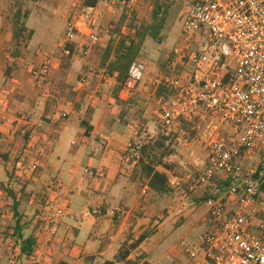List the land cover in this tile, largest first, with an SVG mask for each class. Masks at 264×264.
Returning a JSON list of instances; mask_svg holds the SVG:
<instances>
[{"label":"rangeland","instance_id":"374dc122","mask_svg":"<svg viewBox=\"0 0 264 264\" xmlns=\"http://www.w3.org/2000/svg\"><path fill=\"white\" fill-rule=\"evenodd\" d=\"M23 1L31 11L27 26L34 36L27 57L14 62L8 21L12 0H0V156H8L0 157V231L4 235L8 226L15 224L13 197L4 191L3 184L15 192L19 202L24 237L37 238L41 264H59L60 260L87 264L86 253H81L73 240L74 231L68 229L71 235L67 238V232L61 229L63 220L69 221L71 215L83 219L85 209L98 219L110 212L109 233L125 221L120 244L133 264H194L185 250L201 242L208 221L207 201L224 195L222 183L226 179L219 174L213 180H201L208 156L202 122H197L195 129L181 122L170 128L162 126V112L168 105L157 97L156 89L163 86L161 80L185 45L181 0H172L163 41H145L140 57L144 75L129 92L137 105L124 119L113 98L115 84L105 79L99 67L100 57L122 12H135L139 20L150 22L152 0H100L93 11L82 6L83 0ZM78 21L90 26L92 36L78 33L74 41L64 42L67 24ZM186 51L184 56L189 55ZM46 57H51L55 65L44 78L37 79L32 71H40ZM193 71L187 64L181 77L186 79ZM45 103L49 110L44 115ZM181 130L190 133L192 139L180 135ZM102 134L110 135L109 140ZM159 137L168 138L165 146L174 150L169 159L181 167L179 174L182 172L177 176L179 183L163 195L147 188L146 181L135 172L133 161L136 145ZM105 151H114L123 165L116 180L126 185L125 202L120 203L116 195L108 200L106 193L104 198L97 187L104 182L106 171L91 158L97 160ZM33 163L37 168L30 171ZM21 171L24 173L18 177ZM52 205H58L64 214L56 217ZM49 218L57 224L55 234L51 233L55 225ZM79 230L82 242L90 227L83 223ZM144 234L147 237L137 245ZM57 236L60 242L42 252L40 246ZM96 238L91 240L98 244ZM102 240L103 235L99 237ZM14 242L12 239L11 244ZM90 253L95 257L97 246ZM1 256L17 261L15 251ZM19 261L26 263L28 259ZM99 262L96 258L93 264Z\"/></svg>","mask_w":264,"mask_h":264},{"label":"built area","instance_id":"2783aa9c","mask_svg":"<svg viewBox=\"0 0 264 264\" xmlns=\"http://www.w3.org/2000/svg\"><path fill=\"white\" fill-rule=\"evenodd\" d=\"M182 8L185 45L160 82L177 95L161 98L168 105L162 126L185 122L195 129L202 122L208 156L201 180L221 174L227 181L224 195L207 201L201 242L185 252L194 264H264V0H182ZM78 33L93 34L90 26L70 22L64 42ZM185 50L186 63L181 61ZM54 62L46 57L32 74L44 78ZM178 64L194 71L183 79ZM143 75L144 65L133 64L120 99L129 98ZM180 135L192 139L184 130ZM36 168V163L29 167ZM168 183L176 186L179 179L168 176ZM51 208L56 217L65 212L58 205ZM49 223L55 225L51 218Z\"/></svg>","mask_w":264,"mask_h":264},{"label":"trees","instance_id":"16d2710c","mask_svg":"<svg viewBox=\"0 0 264 264\" xmlns=\"http://www.w3.org/2000/svg\"><path fill=\"white\" fill-rule=\"evenodd\" d=\"M99 1L100 0H83L82 6L87 10L95 9ZM180 2L182 5V0ZM172 4V0H152L150 22L139 20L135 12L128 14L126 11H123L117 23L114 24V29L110 34V40L102 51L99 67L105 74L115 80L113 98L115 100V105L120 109L119 116L122 119L129 114L131 109L135 108L137 102L130 98L122 100L119 97V93L129 80V72L132 65L140 62L141 51L146 39L150 38L156 42L163 41V31L168 23ZM30 14L31 11L26 7L23 0H12L8 21L12 33L10 57L14 62L24 60L29 54V45L34 36V31L27 26ZM69 48L72 51L73 48L70 46ZM182 61H187V55ZM184 67V65L178 64L180 74ZM156 95L161 100V98H173L177 94L173 89L159 86L156 89ZM48 110L49 107L47 104L45 113H48ZM83 123L82 121L81 124ZM181 124L186 126V128L191 125L185 122ZM88 131H90V128ZM86 133L88 136V132ZM166 141H168V138L159 137L156 140H148L142 145H136V147H134L135 153L133 161L136 163L135 172L139 174L142 180L146 181L147 188L157 195L166 194L170 190L167 172H171L176 177L182 175V172L179 174L181 167L171 162L169 159L174 155V150L169 149V146H165ZM0 157L7 159L8 156ZM222 186H224L223 189H225L227 187V181L223 182ZM3 189L4 191H8L7 194H10L14 201L13 215L15 224L8 228L15 233L13 235L14 238H16L17 241H21V255L29 260L33 257L36 249V238L32 235L24 238L23 218L18 212L19 202L15 200V192L9 190L8 185H3ZM262 190L264 192V182L262 184ZM4 233L7 235L6 232ZM146 237L145 234L142 235L137 240V245ZM128 257L129 252H123L122 249H120L112 260H106L101 264H133L128 260ZM94 260V257L85 258L87 264H93Z\"/></svg>","mask_w":264,"mask_h":264},{"label":"crops","instance_id":"0c3cea01","mask_svg":"<svg viewBox=\"0 0 264 264\" xmlns=\"http://www.w3.org/2000/svg\"><path fill=\"white\" fill-rule=\"evenodd\" d=\"M105 79H107L110 82H113L115 84V80L113 78H108L106 77ZM46 105L47 103H45L43 105V113L44 115L45 110H46ZM94 132V131H93ZM103 137H105V139L109 140V136L108 135H104L102 134ZM113 136V135H112ZM114 137H116L119 140V137L116 135H114ZM113 138V137H112ZM97 160H95V158H91V161H96V163L98 164L99 167H101L102 169L104 168L106 171V176L103 179L104 182H102L99 186V189L104 193V198H105V193L108 195V200L111 199V195H116V199H118V201L121 202H125V196L127 193L126 190V185H124V183L122 184L118 179L116 180L118 174L122 168L123 165H121V163L118 160V155L114 152V151H105V153H103L101 156H98L96 158ZM19 167V166H18ZM121 167V168H120ZM7 173V171H6ZM5 173V174H6ZM18 177H21V172L17 173ZM3 186V184H1ZM116 199L114 200V202L116 201ZM86 213V216L81 219L78 220L76 215H71L70 216V220L66 221L63 220V224L61 229H64V234L67 232V238L71 235L68 234L70 232L74 231V239L76 244L78 245V249H80L81 253H86L84 254L85 258L86 257H94L95 254L90 253L92 251V249H94V247L97 246V255L94 257V263L96 261V258L100 260L99 264L103 263L106 260H112L115 255L117 254V252L121 249V244L120 241L122 239V235H123V227L125 225V221L124 223L119 227L118 230H114L113 232L109 233L106 232L108 229V222L110 220V212H108L107 214H105L103 217H101L100 219H98L94 214H91L87 209L84 210ZM130 213V212H129ZM129 213H127V217L129 216ZM61 217V216H60ZM70 221H75L74 222H70ZM85 223L86 225H88L90 227V231L87 233V237L84 241L80 242L79 241V226L81 224ZM98 225V230H95L97 228ZM57 224H55V227L53 228L52 232L53 234L56 233L57 228H56ZM9 227V226H8ZM73 227H76L75 229H73ZM60 229V230H61ZM68 229H70V232H68ZM72 229V231H71ZM6 233L7 235H3V233L0 231V264H37L40 263L38 260V256L40 251L35 249L34 254H33V259L34 261H31V259H29L26 263H22L21 261H19L20 259L23 261V258L25 256L21 255L20 252V246H21V241H17L16 238H14V232L12 230L8 231L9 229H6ZM62 231H60V234L63 233ZM107 233V234H106ZM101 235H103V239L102 241H99V237H101ZM63 236V235H62ZM97 237L96 239H98V244L96 241L91 240V238ZM25 238V237H24ZM12 239L15 240L14 243L11 244ZM123 241V240H122ZM37 238H36V248H37ZM60 242V237H55L53 240L52 238H49L46 240V242L43 244V246H40L41 251L42 252H48L47 250H50L53 248L55 243ZM14 251L17 253V261H9L8 259H3L1 256V253L10 252ZM12 259H14L13 256H11ZM67 263L65 260H60L59 264H64ZM41 264V263H40Z\"/></svg>","mask_w":264,"mask_h":264}]
</instances>
